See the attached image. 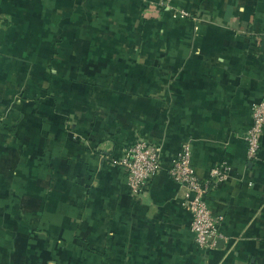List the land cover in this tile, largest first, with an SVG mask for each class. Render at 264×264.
<instances>
[{
  "label": "crops",
  "instance_id": "obj_1",
  "mask_svg": "<svg viewBox=\"0 0 264 264\" xmlns=\"http://www.w3.org/2000/svg\"><path fill=\"white\" fill-rule=\"evenodd\" d=\"M263 92L264 0H0V264H264ZM136 138L162 167L132 196ZM186 140L198 177L231 166L208 248L168 174Z\"/></svg>",
  "mask_w": 264,
  "mask_h": 264
},
{
  "label": "built area",
  "instance_id": "obj_2",
  "mask_svg": "<svg viewBox=\"0 0 264 264\" xmlns=\"http://www.w3.org/2000/svg\"><path fill=\"white\" fill-rule=\"evenodd\" d=\"M183 15L187 14L181 11ZM252 121L243 135L246 154L249 160L257 157L260 149V137L264 128V92L262 97L252 105ZM2 117L0 114V123ZM160 144L145 138H136L125 149L123 155L113 163L121 166L126 174V185L132 196H138L150 179L161 170ZM231 166L223 161L210 168L205 178L195 173L191 163V143L186 140L171 157L168 168L169 176L185 188L184 205L191 214L190 229L195 244L200 248L214 245L217 238H222L220 231L224 217L213 213L207 205L209 191L230 176Z\"/></svg>",
  "mask_w": 264,
  "mask_h": 264
}]
</instances>
